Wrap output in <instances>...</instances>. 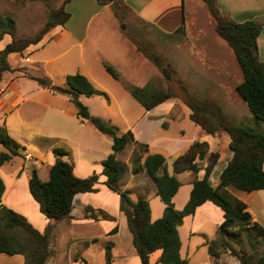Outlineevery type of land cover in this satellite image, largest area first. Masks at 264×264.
<instances>
[{"label": "trees", "instance_id": "16d2710c", "mask_svg": "<svg viewBox=\"0 0 264 264\" xmlns=\"http://www.w3.org/2000/svg\"><path fill=\"white\" fill-rule=\"evenodd\" d=\"M27 1L46 4L49 7L48 17L34 36L17 38L16 21L10 16L0 15V45H3L0 48V85L5 73L18 71L41 88L70 97L77 109V117L82 122L91 123L98 132L111 137L113 145L112 153L103 161L101 174L78 177L74 172V165L65 159L70 153L63 147L53 149L55 162L49 167V180L40 178L37 167L30 168V194L37 202L40 212L50 221L44 232L36 229L26 216L3 204L6 186L0 177V253L22 255L25 264H48L53 256L51 245L55 224L71 218L76 195L99 192L97 186L101 183V176H105L104 184L120 196V210L126 215L133 245L142 264H151L152 255L158 251L161 256L157 264H189L181 256L179 227L185 218L195 215L196 210L206 202H212L223 211L224 221L220 226L223 237H238L245 233L252 250L257 249V244L263 245V252L258 259L237 249L226 239L222 243L224 250L236 257L241 264H264V226L253 220L248 205L234 194L235 191L251 193L264 190V132L251 126L236 124L220 103L210 98H201L190 91L182 79L177 78L180 86L179 97L190 110V120L214 137L226 133L230 139L231 158L220 174L219 184L214 186L212 176L219 164L220 154H210L209 144L197 141L174 161L175 174L171 175L165 156L150 154L148 144L137 141L132 131L120 132L110 121L92 115L88 106L82 102L81 96H108L97 89L85 75H68L64 86H59L46 74H33L23 66L12 68L9 62L11 54L27 58L31 47L40 44L54 28L66 26L72 18V14L67 11V5L74 0H62L63 4L58 8L50 7L51 3L58 0ZM96 1L100 6H110L120 21L126 18L129 7L124 0ZM204 2L215 20L218 35L231 47L242 71L243 81L237 89L255 118L264 122V62L259 58L258 46L262 25L255 21L237 23L226 20L220 14L217 0ZM184 23L183 15V23L178 32H184ZM131 42L168 79L170 74L176 75L175 69L165 63L161 54L155 53L135 38H131ZM104 67L147 111L178 98L173 89L162 90L151 84L139 87L124 80L110 64L104 62ZM132 147L138 149L133 158L132 174L145 172L156 184L157 194L166 206L163 216L156 221H152L150 202L147 199H133L131 192L125 188L124 179L129 168L122 162V158ZM26 150V146L11 135L6 125L0 126V165L23 157ZM207 158L211 159V163L205 168L204 177L194 181L188 202L183 209H177L173 199L181 183L176 175L187 171L198 175L201 162ZM85 214L94 220L108 218L103 211L97 212L90 206L85 208ZM216 244L215 240L209 241V250L218 258L221 253ZM105 256L106 264H111L110 244L106 247Z\"/></svg>", "mask_w": 264, "mask_h": 264}, {"label": "crops", "instance_id": "0c3cea01", "mask_svg": "<svg viewBox=\"0 0 264 264\" xmlns=\"http://www.w3.org/2000/svg\"><path fill=\"white\" fill-rule=\"evenodd\" d=\"M174 1L175 0H124L129 9L143 21L144 18L158 19L160 13L168 11L171 8L170 5ZM217 7L222 17L226 20H232L237 23L255 21L262 25V33L258 39L259 54L261 57L262 48L264 47V0H217ZM71 19L66 26L54 28V33H52L51 30L40 44L31 47L27 58H22L19 54H11L9 56V62L12 58H18L16 65L10 62L12 68L16 69L23 66L33 74H38L36 71H43L42 73L50 76L54 82L61 79L59 82L60 85L65 84L68 75L77 73L85 75L97 89L103 91L110 97V101L107 102L106 99L101 96L87 97L82 95L81 100L88 106L92 115L100 116L105 120H113L122 128L123 132L132 131L137 141L148 144L150 154H161L166 157L168 172L174 175V161L183 155L191 145L197 141L190 142L184 147L174 146L170 148V145L166 147L159 146L161 150H158V148L153 150V147L157 142L164 140L161 134L164 129L168 131L171 127L169 119L173 120V123L177 120H182V116L173 118V110L168 106L167 102L152 111H147L104 67V61H106L120 72V67H122L124 63L115 60L113 57H105L99 49L87 46V30H81L77 26L71 27ZM118 37L120 36L118 35ZM45 42H53L57 46H60V49L55 54L52 53L43 58L32 60L30 55L33 49L42 46ZM116 42L118 44L121 43L119 40L117 41V38ZM124 43L123 41L120 45L124 55L126 56L127 53L132 54V49L127 48V45H124ZM2 47L3 45H0V48ZM34 68H37V70H32ZM22 80L28 82V80L31 79L25 77L18 71L7 72L4 74L0 85V115L5 117L3 125L7 126L13 137V132L16 131V129L21 128V130L25 129L29 131L34 129V123L26 119L24 115L30 111V106L34 108V106L41 103L38 102V98L41 96L50 97L54 102L61 100L60 97H58L59 95L47 89H43L39 85L37 87L32 85L31 89L33 90L31 92L24 91L19 84ZM62 100V102L65 103L71 102L70 97H66ZM54 105L56 106L52 105L53 111L51 112V121L54 129L46 130L44 133L42 132L43 129H37L39 132L33 134L34 137L33 135L27 138L23 136V143L27 144V151H30L37 161H39L41 164L40 166L44 168V172L46 173L45 178L43 179L39 175L40 178L44 181L50 178L49 167L55 162V157L53 155V149L55 147H63L70 153L65 159L74 165V172L78 177L86 178L94 173L101 174L103 171V161L112 153L113 139L98 132L91 123L82 122L77 117V110L69 107L66 108L56 103ZM25 107L27 108L25 109ZM189 116L190 112L188 114V117ZM58 123H62L63 127L66 125V129H64L65 131H63L62 136L56 134L58 127L56 125H58ZM198 128L202 131V137L199 142H207L209 144L210 154H220L219 164L212 176L213 185L217 186L219 184L220 174L231 158L228 144L230 141L224 138V133L214 137L204 132L200 127ZM84 129L97 134L99 139L104 140L107 144V150L103 152L102 150H95L85 145L80 136V132ZM49 132H52L50 134H53V136H50ZM179 133L182 136L185 134L183 129H180ZM213 138L218 139L216 148L213 147ZM223 139H225L227 146V151L225 153L222 152L219 144ZM32 142L35 144H32ZM137 151V148L132 147L127 155L122 158V162L129 168L124 179L125 188L131 192L133 199H147L150 202L152 221H156L163 216L166 206L157 194L156 184L145 172L136 175L132 174L134 166L133 158ZM170 160H173V169L169 166L168 161ZM210 163V158L201 162V171L196 176L190 171L184 172L188 173L189 178L187 184L181 183V187L173 199L177 209L184 208L190 198L194 181L204 177L205 168L208 167ZM39 171L40 168L38 169V173ZM184 173L177 174V178ZM104 181L105 176H101V183L97 186L99 189L98 193H80L76 195L71 218L56 223L59 225H56L52 243L56 246L60 245L61 247L79 243L81 244L80 247L83 252L79 251L72 254L67 252L65 255H59L52 250L53 256L48 264H63L62 262L65 260H67L68 264H93L88 257V251L91 248L95 249V246L97 253H99L101 257L100 264H106L105 253L108 244L111 245V264H142L133 245V236L128 228L126 215L120 210V196L109 189L104 184ZM257 192L258 191L247 193L235 191L234 194L248 205V211L251 213L253 220L259 222L249 204L251 198L258 196ZM15 195L19 197L21 195V198L24 196L26 197L24 199L26 204H24V207L21 206L23 215L27 217L29 222L36 229L40 232H44L50 221L40 212L39 206L31 196L30 191L29 194L27 191H17ZM97 195L104 197L102 202L93 199V197ZM29 204L32 205L34 209L36 207L37 214H28V212L30 213V211H28L30 207L27 206ZM88 206L94 208L97 212L103 211L108 218L100 220L88 218L85 214V208ZM223 221V211L212 202H206L196 210L195 215L185 218L184 223L179 227V234L182 241V258L187 259L189 264H241V262L230 253L220 251L221 255L218 258L210 253L209 241L218 240V230L217 232L215 230L216 238H210L205 234L206 241L201 243V245H199L198 242L191 252V241L194 235L203 233L204 227L208 223H212L217 227L216 229H219ZM124 236L126 242L124 241ZM0 264H25V258L22 255L11 256L0 253ZM155 264H157V262Z\"/></svg>", "mask_w": 264, "mask_h": 264}, {"label": "rangeland", "instance_id": "374dc122", "mask_svg": "<svg viewBox=\"0 0 264 264\" xmlns=\"http://www.w3.org/2000/svg\"><path fill=\"white\" fill-rule=\"evenodd\" d=\"M62 4L63 1L58 0L51 3L50 7L58 8ZM170 7L168 11L160 13L158 19L144 18V21L138 18L131 9L128 10L126 18L120 21L114 15L110 6H100L96 0H74L67 5V11L72 14L71 27L77 26L81 30H87V46L99 49L105 57H113L115 60L124 63L120 67L119 72L124 80L139 87L151 84L162 90L173 89L177 92L178 98L169 100L167 104L173 110L172 117L182 116V120H177L172 123L173 120L169 119L171 127L168 131L167 129L162 131L161 137H164V140L157 142L153 150L157 148L161 150L159 146L166 147L167 145H170V148L174 146L184 147L190 142L201 140L202 131L189 119L188 114L190 110L179 97L180 86L177 78L182 79L190 91L201 98H210L220 103L236 124L251 126L264 132V122L255 118L237 89V86L243 81L242 71L237 64L233 50L218 35L215 20L204 0H175ZM48 13L49 7L43 2L0 0V15L10 16L16 21L17 38L34 36L45 24ZM183 15L185 30L184 32H178L179 27L183 23ZM51 32L54 33V30ZM130 37L135 38L155 53L161 54L164 57L165 63L175 69L176 75L173 76L170 74V78L168 79L161 70L136 50ZM116 38L117 41L119 40L121 42L120 44L116 42ZM123 41L125 42L124 45H127V48L132 49V54L127 53L126 56L124 55L122 52L123 49L120 47ZM59 47L53 42H45L42 46L33 49L30 55L31 59L36 60L52 53L55 54L60 49ZM259 58L264 62V47L262 48L261 57L259 54ZM17 59L12 58L10 62L16 65ZM32 70H37V68ZM36 72L40 74L43 71ZM60 81L61 79L54 83L59 86H64L59 84ZM19 84L26 92L33 90L31 89L32 85L38 86L36 82L31 80H28V82L22 80ZM57 95H59L60 101L54 102L50 97L41 96L37 99L38 102H41L40 104L34 106V108L30 106V111L24 117L34 123V129L30 131L25 129L21 130V128L16 129L13 132L16 140L26 146L27 144L23 143V136L26 138L32 136L36 132H39L37 129H43V133L49 129L53 130L54 126L51 121V112L53 111L52 105L56 106L54 105L55 103L66 108L69 107L77 110L72 102H62V99L68 96L63 94ZM99 96L104 97L107 102L110 101L108 95V97L103 95ZM4 118L0 115V126L4 124ZM108 121L116 126L120 132H123L122 128L113 120L108 119ZM56 126H58L56 134L62 136L66 125L63 127L62 123H58ZM180 129H183L185 132L183 136L179 133ZM50 136H53V134H50ZM80 136L85 145L95 150H102L103 152L107 150L106 142L99 139L97 134L84 129L80 132ZM224 138L230 141L226 133H224ZM212 142L213 147L216 148L218 139L213 138ZM32 144L35 143L32 142ZM219 144L222 152L225 153L227 151L225 139L221 140ZM168 162L170 168L173 169V160ZM40 165L35 156L27 150L23 152V157H17L11 163L0 165V177L6 186V193L3 198L4 205L23 214L21 206L24 207V204H26L24 200L26 197L21 198V195L19 197L15 193L17 191H27L29 194L28 181L31 167L35 166L37 169L40 168L39 175L41 178H45L46 173ZM188 178V173H184L178 180L180 183L187 184ZM257 193L258 196L251 198L249 204L252 211L256 214L259 223L264 226V190L258 191ZM93 199L102 202L104 197L97 195ZM27 206L30 207L28 208V211H30V213L28 212L29 215L37 214L36 207L34 209L30 204ZM56 225L59 224H55V229ZM216 228L212 223H208L204 227L203 233L194 235L191 241V252L198 242L201 245V243L206 241L205 234L210 238H216L215 234L218 230L219 237L216 240V248L218 251L228 252L222 246V243L226 239L242 252L248 255H254L256 259L261 256L263 245L257 244V249L252 250L245 233L238 237L230 235L223 237L220 234V228ZM123 238L126 242L125 236ZM80 245L76 243L61 247L60 245L56 246L52 243L51 248L59 255H65L67 252L71 254L79 251L83 252ZM94 248L88 251V257L93 264H100V254L97 253L96 246ZM160 256V251L155 252L151 257V264H155ZM62 263L68 264L67 260Z\"/></svg>", "mask_w": 264, "mask_h": 264}]
</instances>
